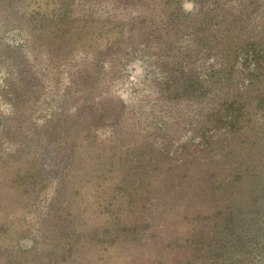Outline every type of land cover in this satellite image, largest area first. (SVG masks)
<instances>
[{
  "label": "trees",
  "instance_id": "trees-1",
  "mask_svg": "<svg viewBox=\"0 0 264 264\" xmlns=\"http://www.w3.org/2000/svg\"><path fill=\"white\" fill-rule=\"evenodd\" d=\"M48 4H9L20 43L0 29V148L19 152L0 153V264H74L83 243L104 253L166 222L178 264H264V0ZM135 60L148 88L133 101L114 84ZM50 83L73 116L39 126ZM90 126L116 147L89 142ZM53 183L55 245L40 258L19 242Z\"/></svg>",
  "mask_w": 264,
  "mask_h": 264
},
{
  "label": "rangeland",
  "instance_id": "rangeland-1",
  "mask_svg": "<svg viewBox=\"0 0 264 264\" xmlns=\"http://www.w3.org/2000/svg\"><path fill=\"white\" fill-rule=\"evenodd\" d=\"M13 1H16L17 4L22 8L27 7L26 11H30L31 9H36L35 7L41 3L48 7V3L52 2V0H22V2L21 0H0V29L5 28L4 25L10 27L8 29V34L15 42L20 43L22 41V37L18 35L16 30H13H19V28L16 26L17 20L8 21L7 19V15L10 14L13 9V5L9 6V4ZM185 6L186 9L190 10L193 8V3L191 1H188L187 3H185ZM11 24L16 25L11 27L9 26ZM1 48L2 46H0V49ZM30 58L31 61L34 62V64L37 63V61H35L36 59L33 53H30ZM37 68L39 73H42L43 66L39 64ZM145 76V65L142 64L141 60H135L130 64L125 78H123L121 81H116L114 85L117 88V92L121 93V95L123 96V99L126 98L135 101V98L136 100H138V98H141V96L146 92V89L148 88V82L145 80ZM50 79L51 81L54 80L52 79V77H50ZM145 82L147 83L144 84ZM50 88H52V90H50L48 96L45 97L46 101L41 102L40 109L38 107V111L35 115V118L38 117L41 119L40 121L34 119L35 123L39 126L47 125V127H53L59 123L53 122L54 120L63 119L61 122L65 120L71 121L70 118L71 116H73L71 115V108L68 111L67 105L64 104V102L68 101V99L57 97L58 92H54L55 88L53 87V83H50ZM2 100L3 96L0 91V109H2ZM186 109L189 110L188 107H186ZM2 110L8 112L7 109ZM81 119L85 120V118ZM82 124L87 125L86 121ZM69 125L70 123H68V125L66 124L67 127ZM142 127L144 128V126H140L139 128ZM73 129V133L78 132V137H80L82 133L83 135L87 136L85 127L79 128L78 131L76 128ZM88 129L89 142H94L99 147L108 149L110 147H116L117 141L115 137H113L116 134L111 129L110 130L112 132L109 131V129L105 128L106 130H104L94 126H90ZM133 132H135V134L133 133L132 135L138 137V131ZM82 140H84L85 144V139H83V137ZM2 152L4 154V159H11L19 153L16 149V146L10 144L3 145L0 148V153ZM64 152L65 151H61L60 154L58 153L57 159L54 161L55 163L63 162L62 156L64 155ZM83 152L84 151L79 148L77 153L78 155L82 156ZM47 156H49L47 153L43 155V157ZM54 167L55 166L47 165V168L50 170H52ZM56 195L57 187L56 184L53 183L50 188H47V190L42 193L38 204L33 208V210L26 214V231L27 233L31 234L32 237H24L19 242V245L20 249H28L33 245H37L36 254H34L36 257L41 256L40 258H49L46 254L47 250L49 251L50 249H54L52 247L53 245H55L54 233L56 231V225L53 222V218L55 217V201L53 199ZM174 226L175 227L169 226V224H167L166 222L164 225L158 227L155 231H153L154 233H157L159 235V237H156V239L149 238L140 243L121 240L118 243L116 242L117 247H110L112 249L105 251L104 253H101L97 250H91V248H89L88 246V242L83 243L80 247V253L72 256V259L73 261L76 260L74 264H178L177 262L179 260V257H181L180 253L178 251H170L165 244V239H168L167 237L176 233V223H174ZM65 263L67 264V261Z\"/></svg>",
  "mask_w": 264,
  "mask_h": 264
}]
</instances>
